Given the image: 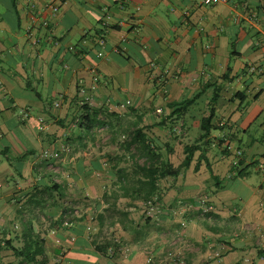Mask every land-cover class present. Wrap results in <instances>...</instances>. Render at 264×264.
<instances>
[{"label":"crops","instance_id":"0c3cea01","mask_svg":"<svg viewBox=\"0 0 264 264\" xmlns=\"http://www.w3.org/2000/svg\"><path fill=\"white\" fill-rule=\"evenodd\" d=\"M200 91L173 125L199 140L216 94L209 168L195 151L134 220L142 201L121 186L138 176L108 162V138L164 119L145 129L164 152L171 105ZM69 203L80 210L55 229ZM29 232L47 264H264V0H0V264H33L11 248Z\"/></svg>","mask_w":264,"mask_h":264},{"label":"trees","instance_id":"16d2710c","mask_svg":"<svg viewBox=\"0 0 264 264\" xmlns=\"http://www.w3.org/2000/svg\"><path fill=\"white\" fill-rule=\"evenodd\" d=\"M204 90V89H203ZM202 91H200L195 97L193 98H187L184 99L178 103H173L171 105V113L168 116L170 119V125L168 128L171 130L172 134L177 133V128H182V125H178L180 119L184 117L186 113V109L189 105H191L196 97H198ZM238 94H241L242 92H237ZM236 93V94H237ZM216 100V94L213 96V98L209 102V113L206 116H203L200 119V130H201V136L199 140H196L195 142L191 144H184L183 145V158L178 166H173V164L169 161L167 158V154L171 153L173 151L170 143H166L165 145V151L161 152L160 148L155 146L153 144V139L151 137H148L145 129H147L149 132H151V127L158 126V127H167L166 122L164 119L155 122L152 126L149 125H139V122L141 118H137V122L127 130V139L124 141V146L128 150L132 145H134L136 149V153L133 154V157H140L144 159V162L140 164H136V167L130 172L132 177H137L135 181H133L131 184L126 181L125 184H122L121 188L123 191H125L124 195L128 193V191L134 196L135 199H140L143 203H149L150 200L154 202L153 198L159 199V188L157 186V183L160 179L164 178L165 176H177L181 169H185L189 167L191 161L193 160V156L195 151H201L198 159H202L205 162H207V168L208 167V161L204 154L205 152V146L209 144L208 138L211 130L219 129L220 126L215 124L213 122L215 113H214V103ZM82 110H84L85 106L81 107ZM83 117V115H82ZM175 117V118H171ZM87 121L85 123V126L87 129H91V127L94 125V120H90V118H82ZM96 120V119H95ZM99 125L104 124V121H99ZM178 125L177 128L175 126ZM126 130V129H125ZM176 138V137H175ZM174 138V139H175ZM204 139V141H203ZM202 142L200 143V141ZM114 141V139H112ZM137 154V155H136ZM200 161V160H199ZM199 161L196 162V165L194 167L195 170L198 169ZM124 169H119V174H123ZM139 174H141L139 176ZM124 175V174H123ZM123 177V176H122ZM127 180V178H124ZM123 179V180H124ZM130 184V185H129ZM68 211H70L68 213ZM72 209L66 207L64 208L62 212V216L55 222V229H62L65 226H69L75 219V215L71 214ZM57 224V225H56ZM23 240L24 244L20 248H15L14 246H11L13 253L16 256L22 257L26 262L33 263V264H47L45 252L43 250V240L39 238V235H36L34 233H28L23 234ZM100 248V247H99ZM105 249V247H104Z\"/></svg>","mask_w":264,"mask_h":264},{"label":"rangeland","instance_id":"374dc122","mask_svg":"<svg viewBox=\"0 0 264 264\" xmlns=\"http://www.w3.org/2000/svg\"><path fill=\"white\" fill-rule=\"evenodd\" d=\"M176 131H177L176 138L175 139L174 138H170L169 139V143L174 144L175 142H180V144L183 146V144H186V143L187 144H191L193 142L192 136L190 138H188L187 136H183V135H181V133H178L179 131L177 129H176ZM108 134H109V128L107 126H104L102 131L97 134L98 135L97 137H98L99 141L105 140V137L107 138ZM151 134H152V132H151ZM151 134H150V136H151ZM127 135H128L127 132H123L122 131L120 133H117V139L116 140L112 141V140H110L108 138V142L106 143V147L104 149L105 151L102 150L104 155L108 156V162L109 163H111V164L115 163V164H117L116 166H118L119 168L124 169V171H123L124 178L129 177V176H127V174L130 175V172L136 167V164H140L141 165L144 162L143 158H140L139 156L138 157L137 156L136 157L132 156L133 154L136 153V149H135L134 146H131L128 150L124 146V141L123 140L127 139ZM176 140H178V141H176ZM158 142L160 144L163 143V141H161V140H158ZM114 144H115V146H112ZM181 145H180V148H181ZM177 146H179V145H177ZM212 152H214V151L212 150ZM182 154H183V152L181 153V149H179L178 153H176L175 156H174L176 162L180 161L181 156H183ZM104 155H102V157ZM105 158H106V156H105ZM123 174H121V175H123ZM115 175L117 176L116 178L118 180V173L115 172ZM114 184L116 185L117 181H115ZM113 189H114V186H112V187L109 186V188H108V190L110 191V193H109L110 194L109 195L110 204L112 202H114V198H113L114 193L113 192L111 193V191H113ZM115 190H116L115 191L116 195L118 194V192H121V189H119V187H115ZM153 200H154V202H152L150 200L149 203L141 202L140 206L137 204V201L134 202V203L130 202L129 205H132L133 207L136 206L133 209V212H134L135 216H139V218L136 217V219H134V220L139 219L140 221H143L148 215L151 216L152 214H154L152 212H154L155 210L157 212L158 210L161 209V204H160L161 201L159 199H155V198H153ZM177 203H178V201H177ZM113 204H111L109 206V208L111 207L112 211L116 210L115 208H118L117 210H124V208L126 207V206H123V203L114 204V205ZM187 204H188V202H187ZM69 206H71V208H73V209L80 210L76 206L71 205L70 203H69ZM176 206L177 207L174 210H177L178 214L181 215V218H182V216H184L186 214L187 210L190 209V208H187V207H185L183 205H179V204H177ZM183 209H184V211H182ZM182 213H184V215H182ZM154 220H155V222L158 221L157 218H156V215H155ZM182 220L183 219H181V221ZM184 222L186 224V220L185 219H184ZM175 239H176V236H175V238H173V241ZM176 242L174 244H176Z\"/></svg>","mask_w":264,"mask_h":264},{"label":"built area","instance_id":"2783aa9c","mask_svg":"<svg viewBox=\"0 0 264 264\" xmlns=\"http://www.w3.org/2000/svg\"><path fill=\"white\" fill-rule=\"evenodd\" d=\"M59 1H61V0H59ZM212 0H203V2L204 3H210ZM49 8L51 9V11H52V13H57L58 12V9H59V6L56 4V3H49ZM64 149V148H63ZM44 156H51V154L50 153H47V152H45L44 153ZM204 202V201H203ZM183 206H185V207H187V208H189V207H191V204L190 203H188L187 205H183ZM211 209V206H209V205H207V207H205L204 208V211L206 212V211H208V210H210ZM182 211H184V209L182 210ZM70 211H68V213H69ZM185 213V212H184ZM184 213H182V215H184ZM71 214L72 215H76L77 214V212H76V210L75 209H73L72 208V211H71ZM186 215V214H185ZM184 215V216H185ZM181 223V225L182 226H185V222H184V218H183V220L180 222ZM179 257H174V256H170V257H167L164 261H165V263L164 264H167V262L168 263H170V261H179Z\"/></svg>","mask_w":264,"mask_h":264}]
</instances>
